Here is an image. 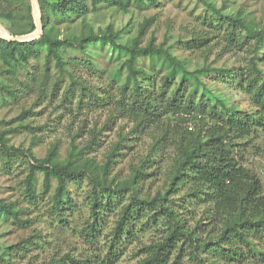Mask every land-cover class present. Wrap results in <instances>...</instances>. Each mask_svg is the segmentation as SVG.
Wrapping results in <instances>:
<instances>
[{"label":"trees","instance_id":"obj_1","mask_svg":"<svg viewBox=\"0 0 264 264\" xmlns=\"http://www.w3.org/2000/svg\"><path fill=\"white\" fill-rule=\"evenodd\" d=\"M104 1L37 0L41 36L30 42H10L0 38V105L5 108L8 101L15 103L25 92L32 91L37 67L31 71L28 65L32 60H41L43 76L39 84H47L53 67L57 72L54 87L59 88L65 78L68 80L62 95L65 101L78 91L80 103L86 96L93 102L92 106H99V102L112 104L118 114L136 121L144 129L176 118L179 138L173 143L177 154L167 186L153 196L142 195L137 185L144 175L142 170H135L122 181L109 176L115 153L108 155L101 165L87 158L85 149L93 138L83 148L72 145L64 160L58 158L56 146L51 147L42 159L36 158L29 148L9 146L8 135L15 129L31 127L30 123L24 122L31 110L22 109L12 122L17 125L0 130V154L21 156L30 161L23 182L25 196L30 202L36 199L37 174H41V195H46L55 181L50 197L51 209L62 213L72 203L68 185L86 178L90 183L91 221L85 224L84 232L90 243L99 239L103 213H111L120 207L109 235L105 236L108 242L101 264L119 262L129 245L140 242L142 235L156 225H161L166 235L148 246L143 245L145 257L137 264H180L185 257V245L194 264H244L245 260L248 261L246 264H264V185L254 171L240 165L231 150L236 140L264 134V24L254 22L242 10L226 13L229 8L225 2L217 6L211 0H198L203 5L199 21L205 29L191 39L176 40V44L185 50L203 48L207 51L202 56V65L189 70L186 60L171 51L172 46L156 43L151 28L154 17H145L135 36L126 41L120 40L125 28L115 29L113 24H108L95 29L88 21L87 13ZM112 1L111 7L123 13H127L130 6L148 9L159 4V0ZM51 15L68 20L79 18L80 28L75 32L66 27L62 32L60 26L52 22ZM18 20L24 19L0 3V21L10 24L11 36L35 32L31 15L23 26ZM150 29L151 34L145 39ZM215 39L220 42L213 44ZM96 45L106 46L109 51L122 55L116 69L109 74V85L115 86L117 99L98 97L75 72L77 65L95 70L89 49ZM214 45H218L219 52L216 60L209 61ZM237 51L245 54L243 67L217 64L224 53ZM22 71L26 75L23 80ZM205 78L232 85L248 97L250 109L229 106L206 85ZM44 93L43 88L40 94ZM189 122L194 124V130L188 131L185 127ZM164 137L165 132L163 138H154L156 145L169 139ZM185 183L190 187L188 197L206 203L221 224L220 233L214 240H199L174 212L170 194ZM123 199L127 203L121 205ZM0 213L19 221V212L14 210L12 203L0 200ZM179 242L181 246H178Z\"/></svg>","mask_w":264,"mask_h":264},{"label":"rangeland","instance_id":"obj_2","mask_svg":"<svg viewBox=\"0 0 264 264\" xmlns=\"http://www.w3.org/2000/svg\"><path fill=\"white\" fill-rule=\"evenodd\" d=\"M220 6L225 2L229 10H242L254 22L264 24V0H211ZM4 7L14 14L23 17L18 24L23 26L28 23L29 16L34 19L31 0H0ZM112 0H105L96 9H90L87 19L94 28L105 27L113 24L115 29L125 28L120 40L126 41L135 36L138 25L145 17H154L151 28L154 30L156 43L164 42L165 47L172 46L171 51L179 58L186 60V67L193 70L202 65L203 48L198 50H185L176 44V40H188L195 33L203 29L199 21L203 13V5L198 0H159L157 7L136 9L129 7L123 13L111 7ZM51 20L60 26L62 32L66 27L79 30V18L62 19L51 15ZM131 21L127 26L128 21ZM10 24L0 21V30L3 35L11 36L8 29ZM151 34L148 31L145 39ZM220 41L216 40L213 44ZM211 45V43L209 44ZM90 59L96 64L94 71L87 67L77 65L76 74L81 75L93 92L100 98L109 96L111 100L117 99L115 86L109 85V74L116 69L122 55L113 53L106 46L96 45L89 49ZM219 52L218 45H214L209 53V61L216 60ZM78 58L82 56L75 54ZM245 54L243 52L224 53L217 61L218 65L226 64L230 67H243ZM119 59V60H118ZM43 61L32 60L28 65L34 72L35 82L32 91L25 92L17 102L8 101L7 107L0 105V130L17 125L12 123L22 109H30L25 118V123H30V128L15 129L8 135L9 146L31 149L36 158L42 159L51 147L56 146L57 155L64 160L72 145L84 147L85 156L92 158L98 165L106 161L108 155H113L109 176H114L118 181L128 179L135 170L144 173L137 184L142 195L153 196L157 191L167 186L170 172L173 168L176 149L174 140L179 138V128L176 118L165 119L164 124L142 128L136 121L124 118L118 114L114 105L92 106L91 99L84 97L79 102V92L69 101L62 97L66 86L69 84L65 78L54 87L56 70L51 67L45 86L39 84L42 80ZM22 80L26 75L22 71ZM207 86L224 99L229 105H236L242 110H249L248 97L233 89L232 85L218 83L211 79H204ZM44 88L45 93L40 94ZM55 94V95H54ZM46 95V96H45ZM54 95V96H53ZM45 96V97H44ZM180 126V125H179ZM188 131L194 130V124L189 122ZM166 139L156 145L154 138ZM167 132V133H166ZM164 137V138H165ZM114 148H116L114 150ZM232 154L240 165L254 171L264 185V134L246 140L234 141L231 147ZM30 161L21 156H2L0 154V200L12 203L14 210L19 212V221L4 217L0 213V264H101L105 256L107 238L114 221L118 217L119 208L111 213H103V224L99 230V239L90 243L84 232L85 224L90 218V183L86 178L70 183L68 189L72 196V203L62 213L51 209L50 197L56 185L52 181L50 191L42 193V175L37 174L36 199L30 202L25 196L23 182L28 174ZM189 184H181L175 192L170 194L171 204L183 226L193 231L199 240H214L220 233L221 224L217 221L213 210L206 203L188 197ZM128 195L125 194V198ZM127 203L125 199L122 204ZM165 231L161 225L149 228L140 238L129 245L116 264H137L144 259L143 245H150L164 237ZM22 242V243H20ZM181 246V243H178ZM175 254V253H174ZM174 254L172 258L174 257ZM180 264H194L187 255V246L183 247ZM204 256H206L204 254ZM244 261V260H243ZM248 261L245 260L244 264ZM243 264V263H239Z\"/></svg>","mask_w":264,"mask_h":264},{"label":"water","instance_id":"obj_3","mask_svg":"<svg viewBox=\"0 0 264 264\" xmlns=\"http://www.w3.org/2000/svg\"><path fill=\"white\" fill-rule=\"evenodd\" d=\"M32 8L34 11V21H35V32L24 36H6L0 30V38L10 42H30L32 40L38 39L42 34L41 28V18L40 12L37 5V0H31Z\"/></svg>","mask_w":264,"mask_h":264}]
</instances>
